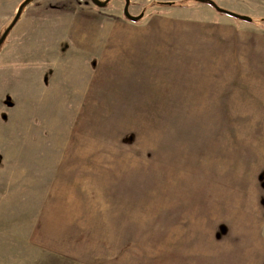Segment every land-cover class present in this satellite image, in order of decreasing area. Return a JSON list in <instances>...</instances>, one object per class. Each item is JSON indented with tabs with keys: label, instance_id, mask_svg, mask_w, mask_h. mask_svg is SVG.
Listing matches in <instances>:
<instances>
[{
	"label": "rangeland",
	"instance_id": "1",
	"mask_svg": "<svg viewBox=\"0 0 264 264\" xmlns=\"http://www.w3.org/2000/svg\"><path fill=\"white\" fill-rule=\"evenodd\" d=\"M22 1L0 0V35ZM212 1L256 23L194 0H129L136 23L124 0L24 7L0 48V264H264V0ZM141 40L165 66L140 70ZM123 50L134 70L109 76L98 56Z\"/></svg>",
	"mask_w": 264,
	"mask_h": 264
},
{
	"label": "crops",
	"instance_id": "2",
	"mask_svg": "<svg viewBox=\"0 0 264 264\" xmlns=\"http://www.w3.org/2000/svg\"><path fill=\"white\" fill-rule=\"evenodd\" d=\"M149 42H151V41H149ZM149 42L147 40H141L140 42L139 41H133V42H131V43L134 44V46H133L135 48L134 50H137L138 51V52H136V55L140 58L139 60H140L141 64H140L139 67L142 66L140 68V70H142V68H145L146 69L148 67H151L150 65L154 66L155 68H157L159 65H160V67L163 66V65L165 66L164 60L158 54H155L154 56H149V57L146 56V58L143 57L144 56V53L146 52V50L148 48V45L147 44ZM116 43H118V42H116ZM127 43H129V42L127 41V42L120 43V44H123L125 46ZM106 44L108 46V41L106 42ZM136 46H139L141 48H138ZM132 48L130 50H132ZM130 50L129 51H124L123 50V52H119V53L118 52H114V51H107V52H105V53L102 54V52H101V54L98 56V58L101 60V63H102V59L105 60L103 62L109 61V63H113V64L109 65L111 67L110 75L109 76L114 75V73L117 72V71H123V72L126 73L127 70L133 69L132 60L136 58V55L133 54L135 52L130 51ZM139 54H141L142 57H140ZM191 58H193V57H191ZM180 61L181 62L179 63V66L182 69V72L184 74H187L188 73V57H187V54H185V56H181L180 57ZM101 63H99V65ZM146 65H149V66L148 67H144ZM115 66H119V67L117 68ZM104 69H105V67L102 68V66H101V69H100V72H99V80H100L99 81V84H105L108 81L107 75L105 74V70ZM136 80L137 81H140L137 76H136ZM260 85H261V83H260ZM93 90L94 89L90 90L88 92V94H84L83 93L82 94V97H85L86 95H88V96L91 95ZM252 186L254 187V185H252ZM66 224L67 225L63 224V226L60 228V230H63V231L68 230L70 224H68V223H66ZM55 231H56V227L52 223H45L44 228L41 230V232L42 233L45 232V235L49 238L48 239V243L49 244H52L53 245L56 242L55 240L51 239V238L54 237V232Z\"/></svg>",
	"mask_w": 264,
	"mask_h": 264
},
{
	"label": "water",
	"instance_id": "3",
	"mask_svg": "<svg viewBox=\"0 0 264 264\" xmlns=\"http://www.w3.org/2000/svg\"><path fill=\"white\" fill-rule=\"evenodd\" d=\"M30 1L31 0H23L19 4V6L16 10V13L14 14L11 22L8 24V26L3 30V32L0 35V48H1L2 44L4 43L5 39L7 38V36L9 35V33L11 32V30L13 29V27L15 26V24L18 22L19 17L22 13V10L24 9L25 6H27L30 3ZM90 1L98 8H103L108 3V0H104V1L90 0ZM199 1H200V3L209 4L217 12L222 13V14H224L230 18L236 19L238 21L248 23V24H251L253 21V19L249 16L237 14L235 12H232V11H229V10H226V9H223V8L217 6L216 3L213 2L212 0H199ZM128 6H129V0H124L123 17L132 23H136L137 21H139L143 17V12L137 16H132L128 12Z\"/></svg>",
	"mask_w": 264,
	"mask_h": 264
},
{
	"label": "trees",
	"instance_id": "4",
	"mask_svg": "<svg viewBox=\"0 0 264 264\" xmlns=\"http://www.w3.org/2000/svg\"><path fill=\"white\" fill-rule=\"evenodd\" d=\"M34 0H31L30 1V3H32ZM194 2H196V3H200V1L199 0H194ZM29 3V4H30ZM163 5H168V6H173V5H175V3H173V2H170V3H162ZM180 6H185V4H179ZM177 6V5H176ZM24 10V9H23ZM23 10H22V12H23ZM262 22H264V19H260V20H257V23L258 24H261ZM252 23H256L255 22V20H253L252 21Z\"/></svg>",
	"mask_w": 264,
	"mask_h": 264
}]
</instances>
